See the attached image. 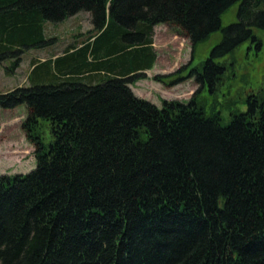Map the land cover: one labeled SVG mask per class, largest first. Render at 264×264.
Here are the masks:
<instances>
[{
	"label": "trees",
	"instance_id": "obj_1",
	"mask_svg": "<svg viewBox=\"0 0 264 264\" xmlns=\"http://www.w3.org/2000/svg\"><path fill=\"white\" fill-rule=\"evenodd\" d=\"M80 11L94 32L0 91V108L25 107L35 156L30 171L0 175V264H264V95L228 124L195 97L221 79L217 58L248 39L260 48L264 0H0V67L14 72L27 49L54 42L47 22ZM159 23L192 51L222 30L187 75L199 84L188 103L132 90L155 61Z\"/></svg>",
	"mask_w": 264,
	"mask_h": 264
},
{
	"label": "rangeland",
	"instance_id": "obj_2",
	"mask_svg": "<svg viewBox=\"0 0 264 264\" xmlns=\"http://www.w3.org/2000/svg\"><path fill=\"white\" fill-rule=\"evenodd\" d=\"M237 7L236 3L222 15V28L237 20ZM93 32L91 17L87 11H80L57 23L47 22L45 35L55 38L54 42L42 48L27 49L20 65L12 73L5 71L3 66L9 63L5 61L0 67V91L27 85L32 59L41 60L63 53L69 44L82 41ZM254 34L261 41L260 48H256L255 42L248 39L232 52L217 58L225 65L221 79L212 90L208 83L199 90V84L187 75L191 68L199 66L209 56L213 46L221 40L222 30L212 33L192 51L184 33L174 26L159 23L154 26L153 35L155 61L131 86L137 95L158 106L162 99L188 103L199 90L195 97L205 113L219 111L221 122L228 124L232 111L245 110L246 99L250 95H264V30L254 28ZM169 74L172 75L167 77ZM157 75H161L163 79L157 80ZM181 76L185 78L176 84H169L171 80ZM25 114L23 105L13 109L0 108V175L26 173L35 166L34 146L21 127ZM38 130L48 147L53 140L49 122L40 120Z\"/></svg>",
	"mask_w": 264,
	"mask_h": 264
},
{
	"label": "crops",
	"instance_id": "obj_3",
	"mask_svg": "<svg viewBox=\"0 0 264 264\" xmlns=\"http://www.w3.org/2000/svg\"><path fill=\"white\" fill-rule=\"evenodd\" d=\"M71 45H72V46H73V45H74V46H75V45H80V41H78V42H72V43L69 44L68 46H71ZM60 54H62V53H59V54L57 53V54L52 55L51 57L46 58V59H51V60H53L56 56H58V55H60ZM35 60L43 61V60H45V59H41V60H40V59H32V60H31V67H30V70H31L32 67H33V63H32V62L35 63V62H36ZM144 71H145V70H144ZM29 72H30V71H29Z\"/></svg>",
	"mask_w": 264,
	"mask_h": 264
}]
</instances>
